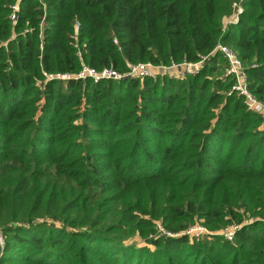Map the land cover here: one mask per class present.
I'll return each mask as SVG.
<instances>
[{
    "label": "trees",
    "instance_id": "16d2710c",
    "mask_svg": "<svg viewBox=\"0 0 264 264\" xmlns=\"http://www.w3.org/2000/svg\"><path fill=\"white\" fill-rule=\"evenodd\" d=\"M15 1L0 0V264H264V118L215 49L264 100V0H19L12 22ZM202 56L182 76H47Z\"/></svg>",
    "mask_w": 264,
    "mask_h": 264
},
{
    "label": "built area",
    "instance_id": "2783aa9c",
    "mask_svg": "<svg viewBox=\"0 0 264 264\" xmlns=\"http://www.w3.org/2000/svg\"><path fill=\"white\" fill-rule=\"evenodd\" d=\"M18 1L16 0L12 4V10L10 13V19L12 22L16 19V11L18 9ZM237 10L239 11L241 8L237 5ZM237 12H234L233 15L237 19ZM232 15V16H233ZM232 16L227 18V22H234L231 18ZM79 22L76 21L75 28H77ZM116 41V40H115ZM220 49L224 52L227 59L226 72L234 77V82L231 85L228 93L232 91L237 92L242 95L244 104L247 109L254 111L260 114L264 118V100L255 96V94L250 90L247 81V75L245 71V66L241 58L231 50L227 45L218 42L215 46V49ZM205 56H202L200 59L196 61H187L183 60L181 62H171L169 64L162 63H154L149 60L146 61H137V62H127L128 68L125 71H119L111 66H103L102 68H96L87 64H83L81 68L77 72H56L54 74H47L48 77H60L63 79L70 77H81L84 78L86 76L92 77L94 80H98L100 78H121L123 76H156L158 73H169L170 75L178 76L185 74H193L199 70L201 67L202 61ZM238 227L237 224H229L224 227L222 233L228 239H232L233 234ZM165 233H170L164 229ZM187 233L198 235L202 232H207L208 230L202 224H194L189 226L186 230ZM3 236L0 230V243L2 244Z\"/></svg>",
    "mask_w": 264,
    "mask_h": 264
},
{
    "label": "rangeland",
    "instance_id": "374dc122",
    "mask_svg": "<svg viewBox=\"0 0 264 264\" xmlns=\"http://www.w3.org/2000/svg\"><path fill=\"white\" fill-rule=\"evenodd\" d=\"M234 21H236L237 19H236V17L233 15L232 17H231ZM237 18H238V15H237ZM172 62H175V61H172ZM181 62V61H180ZM176 63H178V62H176ZM201 68V67H200ZM199 68V69H200ZM225 72V71H224ZM196 73V72H195ZM211 74V73H210ZM215 75L216 76H222L223 75V73H221V72H218V73H215ZM199 224V223H198ZM194 225V224H193ZM157 229L158 230H160L161 231V233H164L165 231H164V228L161 226V224L159 223V222H157ZM1 233H2V231H1ZM2 236H3V234H2ZM134 241H136V243H137V245H144V241L142 240V239H140L139 237H137V236H135L134 237ZM2 244H3V241H2ZM2 244L0 243V252H1V248H2ZM152 247V246H151Z\"/></svg>",
    "mask_w": 264,
    "mask_h": 264
}]
</instances>
